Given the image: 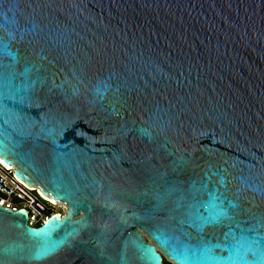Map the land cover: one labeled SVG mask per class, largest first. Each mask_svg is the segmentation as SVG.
<instances>
[{"label":"water","instance_id":"1","mask_svg":"<svg viewBox=\"0 0 264 264\" xmlns=\"http://www.w3.org/2000/svg\"><path fill=\"white\" fill-rule=\"evenodd\" d=\"M0 162V264H264V0H0Z\"/></svg>","mask_w":264,"mask_h":264},{"label":"built area","instance_id":"2","mask_svg":"<svg viewBox=\"0 0 264 264\" xmlns=\"http://www.w3.org/2000/svg\"><path fill=\"white\" fill-rule=\"evenodd\" d=\"M4 174L0 171V178L3 180V185L6 186L9 191L7 192L4 188H0V205L16 210L19 208H25L28 211V222L29 226H38L46 218L52 215L51 202L41 200V196L36 195L32 191L26 189L17 188L19 181L12 175L11 169L5 170ZM25 190V192H24ZM27 198V203L17 204L13 201V198H17L20 201L23 198Z\"/></svg>","mask_w":264,"mask_h":264},{"label":"bare ground","instance_id":"3","mask_svg":"<svg viewBox=\"0 0 264 264\" xmlns=\"http://www.w3.org/2000/svg\"><path fill=\"white\" fill-rule=\"evenodd\" d=\"M9 169V167L8 166H4L1 162H0V171L4 174V172H6L5 170H8ZM17 181H19V180H17ZM18 187L17 188H20V189H26L27 191L29 190V191H32L33 193H35L36 195H39V196H41V198H43V199H41V200H45V201H47V202H51L50 204L51 205H57L58 203H56L55 201H53L52 199H48L46 196H44V195H42L41 193H40V191H39V189L38 188H34V187H29V186H27V185H25L23 182H21V181H19V183H18V185H17ZM24 192H25V190H24ZM62 208L64 207V206H62V205H60ZM52 214H62V213H59V212H56L55 210H53L52 211Z\"/></svg>","mask_w":264,"mask_h":264},{"label":"rangeland","instance_id":"4","mask_svg":"<svg viewBox=\"0 0 264 264\" xmlns=\"http://www.w3.org/2000/svg\"><path fill=\"white\" fill-rule=\"evenodd\" d=\"M13 201L15 202V203H17V204H22V203H27V198L25 197V198H23L21 201L19 200V199H17V198H13ZM61 204H57V205H52L51 206V211H53V210H55L56 212H58V211H60V209H62V213L64 212V207L62 208L61 206H60ZM168 262V261H167ZM169 264H171L170 262H169Z\"/></svg>","mask_w":264,"mask_h":264},{"label":"snow or ice","instance_id":"5","mask_svg":"<svg viewBox=\"0 0 264 264\" xmlns=\"http://www.w3.org/2000/svg\"><path fill=\"white\" fill-rule=\"evenodd\" d=\"M0 203H2V202H0ZM47 251H50V249H45V250H44V253H41V254H46ZM146 251H147V252H151V249H146Z\"/></svg>","mask_w":264,"mask_h":264},{"label":"trees","instance_id":"6","mask_svg":"<svg viewBox=\"0 0 264 264\" xmlns=\"http://www.w3.org/2000/svg\"><path fill=\"white\" fill-rule=\"evenodd\" d=\"M59 212V211H58ZM60 213V212H59ZM163 262H166L167 264H169V262L165 261V259L163 258Z\"/></svg>","mask_w":264,"mask_h":264},{"label":"flooded vegetation","instance_id":"7","mask_svg":"<svg viewBox=\"0 0 264 264\" xmlns=\"http://www.w3.org/2000/svg\"><path fill=\"white\" fill-rule=\"evenodd\" d=\"M61 211H62V209H60V211H59V212H60V213H62ZM165 261H166V260H165ZM164 264H167V263H166V262H164Z\"/></svg>","mask_w":264,"mask_h":264},{"label":"clouds","instance_id":"8","mask_svg":"<svg viewBox=\"0 0 264 264\" xmlns=\"http://www.w3.org/2000/svg\"><path fill=\"white\" fill-rule=\"evenodd\" d=\"M162 260H163V258H162Z\"/></svg>","mask_w":264,"mask_h":264}]
</instances>
